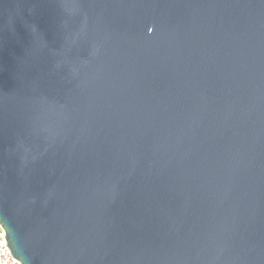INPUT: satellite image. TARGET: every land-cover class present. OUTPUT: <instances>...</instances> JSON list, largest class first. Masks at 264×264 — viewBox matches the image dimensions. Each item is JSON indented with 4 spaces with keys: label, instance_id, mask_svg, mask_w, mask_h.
<instances>
[{
    "label": "water",
    "instance_id": "water-1",
    "mask_svg": "<svg viewBox=\"0 0 264 264\" xmlns=\"http://www.w3.org/2000/svg\"><path fill=\"white\" fill-rule=\"evenodd\" d=\"M0 223L23 264H264V0H0Z\"/></svg>",
    "mask_w": 264,
    "mask_h": 264
},
{
    "label": "built area",
    "instance_id": "built-area-1",
    "mask_svg": "<svg viewBox=\"0 0 264 264\" xmlns=\"http://www.w3.org/2000/svg\"><path fill=\"white\" fill-rule=\"evenodd\" d=\"M0 264H23L9 248L3 225L0 223Z\"/></svg>",
    "mask_w": 264,
    "mask_h": 264
}]
</instances>
